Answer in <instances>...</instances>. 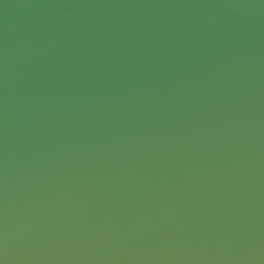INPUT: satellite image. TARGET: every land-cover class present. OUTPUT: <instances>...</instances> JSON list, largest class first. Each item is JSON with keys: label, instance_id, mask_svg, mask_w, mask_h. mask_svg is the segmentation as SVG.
<instances>
[{"label": "water", "instance_id": "1", "mask_svg": "<svg viewBox=\"0 0 264 264\" xmlns=\"http://www.w3.org/2000/svg\"><path fill=\"white\" fill-rule=\"evenodd\" d=\"M0 264H264V0H0Z\"/></svg>", "mask_w": 264, "mask_h": 264}]
</instances>
